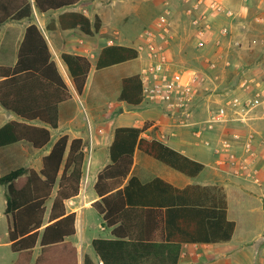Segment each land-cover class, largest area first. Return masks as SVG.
<instances>
[{"label":"trees","instance_id":"1","mask_svg":"<svg viewBox=\"0 0 264 264\" xmlns=\"http://www.w3.org/2000/svg\"><path fill=\"white\" fill-rule=\"evenodd\" d=\"M79 1L19 0V8L0 9V24L8 19L31 18L33 8L45 13L75 6ZM57 22L61 29L78 28L84 35H92L101 26L99 17L91 21L78 10L62 11ZM55 27L54 20L47 25L48 29ZM60 57L75 91L81 94L90 70L89 59L68 52ZM137 57L133 46L107 45L99 52L96 69ZM119 85V100L131 106L143 101L139 73L122 76ZM72 103L70 88L45 36L36 23H29L15 64L0 65V105L21 119L0 126V163L6 151L20 144L35 150L48 146L51 129L58 127L62 112L71 111ZM146 128L147 124L119 126L113 131L109 163L96 176L93 189L98 199L91 204L111 237L93 238L91 246L97 260L84 254L82 264H177L182 243L223 242L233 235L235 222L227 218L222 186L190 184L177 188L160 177L142 181L130 173L135 149L188 176L204 168L203 163L161 140L143 137ZM83 146L81 138L62 135L42 156L40 169L14 164L0 175V184L6 189L7 242L17 255L13 264H79L77 246L70 239L76 231L75 213L67 212L65 204L80 191Z\"/></svg>","mask_w":264,"mask_h":264},{"label":"crops","instance_id":"2","mask_svg":"<svg viewBox=\"0 0 264 264\" xmlns=\"http://www.w3.org/2000/svg\"><path fill=\"white\" fill-rule=\"evenodd\" d=\"M169 1L142 0L134 2V0H123L121 4L124 5H120L115 16L110 11L101 8H97L91 12L78 2L75 6L45 13H40L33 8L32 17H36L39 25L32 17L19 20L8 19L1 23L0 65L12 66L15 64L17 50L26 26L31 22L36 23L47 40L53 59L62 77L70 88L73 103L70 105L71 111L69 113L66 111L62 112L58 127L51 129V142L48 146L43 150H35L27 145L20 144L15 149L5 152V156L2 158V164L0 163V169L2 166L5 169L14 164L40 169L42 156L49 152L52 143L58 137L68 135L70 139H82L84 144L83 148L88 149V159L87 152L84 151V173L80 191L77 196L67 200L65 204L67 212L75 213L76 231L70 239L77 246V249H79V244L73 238L78 234L79 229L80 236H82L85 210L93 209L91 204L98 199L93 186L98 172L109 163L108 148L113 138L114 129L119 126L142 127L147 124L146 130L142 133L143 137L161 140L187 157L203 163L204 168L197 175L188 176L147 153L135 149L130 173L142 181L160 177L177 188H183L190 184L220 185L223 187L226 195L227 218L235 222L233 235L227 241L216 243H182L177 264H263L264 107H258L257 113L259 115L257 118L259 119L257 120L259 121H253V124L249 121L245 123L247 126L240 122H230L218 125L212 130L202 131V126H205L204 121L207 117L202 118L193 115L192 112L189 114L170 113L164 109L163 105L144 100L136 106H131L118 99L120 93L119 81L122 76L140 72L143 62L138 57L134 60L112 65L103 70L96 69L97 58L103 47L115 44L135 46L138 40L137 37L135 42L131 41L132 43L128 44L126 42L128 41L126 40L127 36L122 35L117 27H113V24L125 22L128 19H133V17L136 18L141 3L145 4L148 2L149 5L156 6L157 8H163L166 4L170 7L171 3L176 4L171 1L169 4ZM18 3L19 0H0V9L19 8L16 5ZM179 4L180 1H177V5ZM64 10L82 11L91 21L97 16L101 21V26L92 35H84L78 28L61 29L57 22V16ZM257 17L264 20V15ZM52 20L55 21L56 27L54 29H48L47 25ZM74 32L79 33L77 37L74 36ZM246 36L248 39L251 34H246ZM260 37L261 41L264 42V34L261 33ZM169 49L173 53L172 59L177 62L174 57V48L173 50L172 48ZM223 51L221 47L214 44L212 50L207 55V57H219L225 60L226 65H220L222 67V73L231 64L228 59L229 55ZM63 52L84 55L89 59L90 70L81 94L75 91L66 65L61 60L60 55ZM202 56L204 57L205 55ZM177 64L191 68L180 62H177ZM210 79L212 86H208V89L211 87L210 89L213 92L207 95L206 100L208 102L211 97L213 103L216 102L220 105L229 96L239 91L237 85L235 86V90L230 88L223 93L221 92L224 90V87H221L223 78L215 75ZM259 85L261 87L263 86L262 88L264 89V82H262V85ZM81 112H83L82 117ZM11 120L21 121L15 113L4 109L0 105V126ZM33 124L40 125L39 122H33ZM196 131H198L200 137L195 135ZM249 132L255 133V149L259 157L257 174H253L250 177L236 175L227 164H218L219 160L226 159V154L215 151V147L220 139H231V134L233 133H240L244 136ZM206 140L210 142V145L205 144L204 141ZM206 148L211 151H207ZM235 148L236 150L239 149V147ZM208 152L209 154L211 152L210 155L212 157L208 158ZM234 196L240 198L248 197L253 200V203L257 204L258 219L256 221L246 224L241 218L239 219L238 215L235 216L233 214L232 206ZM50 205L51 199L47 202L48 209ZM99 218L101 220V231L104 233L103 236L99 237L110 238V229L103 226L101 216ZM79 223L81 225L80 228L78 227ZM92 239L90 240V244ZM82 249L83 251L85 250L83 247ZM86 251H88L89 256L92 254L96 256L95 252Z\"/></svg>","mask_w":264,"mask_h":264},{"label":"rangeland","instance_id":"3","mask_svg":"<svg viewBox=\"0 0 264 264\" xmlns=\"http://www.w3.org/2000/svg\"><path fill=\"white\" fill-rule=\"evenodd\" d=\"M122 1L123 0H80L79 3L82 6H85V8L91 12L95 11L97 8H101L103 10L110 11L115 16L120 5H124L121 4ZM135 1L138 2L142 0H134V2ZM170 1L175 2L176 4H170ZM170 1L169 4L171 5L172 19L174 21L173 39L170 48H172V50L174 48L175 50L174 57L176 58L177 62L183 63L184 65L191 68L201 69L207 72L209 76H206L205 80H203L196 102L190 110L193 115L206 118L209 114V111L215 110L219 105L216 102L213 103L211 97L209 102L206 100L207 95L213 92L210 89L211 87L209 89L205 88L206 86H212L210 79L212 76L218 75L223 78V82L221 83V87H224V90L221 91L223 93L228 91L230 88L235 90V86H237L239 81H241L243 78L250 80L255 79L258 84L262 85V82H264V42L261 41L260 36L261 33L264 34V20H261L262 18L260 19L257 16L262 17V15H264V0H202L200 8L191 14L197 16H209L212 13L210 4L214 1L231 7L236 12V17L233 20L232 25L229 24V26L231 28V35L233 39L240 41L239 46H229L225 38H221L220 43L218 44V47H221V49L224 50L223 52H227L229 55L228 59L231 63L223 73L222 67L220 66L225 64V60L223 58H219V67L217 71H209L207 69L206 59L207 55L212 50L213 45H216L215 37L218 36L216 35V28L219 26V24L225 23L224 19H220L219 16H213L209 18V21L212 25L211 29L213 31L209 34V40L206 46L200 49L196 45V40L193 36V27L189 22L191 15L186 14L184 7L182 6L184 5L183 3H185V0H182V3L181 0ZM177 1H180L179 5H177ZM194 1L195 0H190L189 3H193ZM156 8V6L153 7L152 5H149L148 2L145 4L141 3L137 11L136 18L133 17V19H128L125 22L113 24V27H117L121 31L122 35L127 36L126 40L128 41L126 42L131 44V41L135 42L137 40L140 31L162 10V7ZM32 19L39 25L35 16L32 17ZM78 34V32H74L75 37H77ZM246 34H251V36L247 39ZM169 51L172 57L173 53H171V49H169ZM202 55L205 56L203 57ZM257 109L258 107L252 109L248 113L249 116L253 117L252 120H249V122H252V124L254 123L253 121H259L257 120L259 119L257 118L259 115L257 113ZM82 116L83 112H81V117ZM207 151L211 150L207 149ZM210 154L208 152V158L212 157ZM258 161L259 157L257 158L256 163L257 169L259 168ZM4 171L5 169L2 166L0 169V175ZM5 198V185L0 184V264H13L17 255L10 249L9 243L7 242V229L9 221L4 214ZM233 200V214L235 216L238 215L239 219L241 218L244 223H251L252 221H256L258 219L257 204L253 203L252 199L248 197L240 198L238 196H234ZM84 214L85 218L83 234L80 236L81 234L79 229L78 234L73 238L74 241L79 244V264H82L84 254H88V251L86 250L94 253L90 244V240L92 238H97L104 235V233L101 231V220L97 212L91 208L86 209ZM80 226L81 225L79 223L78 227L80 228ZM82 247L85 249L84 251ZM37 253L38 247L35 249L34 256H36ZM90 257L94 261L97 260L96 256L93 254Z\"/></svg>","mask_w":264,"mask_h":264},{"label":"built area","instance_id":"4","mask_svg":"<svg viewBox=\"0 0 264 264\" xmlns=\"http://www.w3.org/2000/svg\"><path fill=\"white\" fill-rule=\"evenodd\" d=\"M189 1L185 0L183 7L185 13L191 15L200 8L202 0H195L193 3ZM210 8L212 13L209 16L193 14L189 19L197 47L202 49L206 46L209 34L213 31L209 18L213 16H219L225 21L216 28L218 35L215 37L216 45L220 43L221 38H225L229 46H239L240 41L233 39L229 26L232 25L236 12L217 1L211 2ZM173 30L172 10L166 4L153 21L139 33L138 40L133 46L138 52V58L143 62L139 72L143 100L161 104L170 113L189 114L196 102L200 86L208 74L201 69L180 66L172 59L169 48L172 44ZM218 62L219 57H207V69L217 70ZM238 89V92L229 96L215 110L209 111L202 131L212 130L218 125L230 122L245 124L252 118L248 113L264 105V89L255 79L243 78L238 83ZM195 135L200 137L198 131ZM255 138V133L249 132L244 136L233 133L231 139H220L215 151L225 153L226 159L219 160L218 164H227L236 175L248 177L256 175L258 155ZM204 142L210 145L208 140ZM235 147L239 149L236 150ZM83 151L87 152L88 149L83 148Z\"/></svg>","mask_w":264,"mask_h":264},{"label":"water","instance_id":"5","mask_svg":"<svg viewBox=\"0 0 264 264\" xmlns=\"http://www.w3.org/2000/svg\"><path fill=\"white\" fill-rule=\"evenodd\" d=\"M101 264V263H100Z\"/></svg>","mask_w":264,"mask_h":264}]
</instances>
